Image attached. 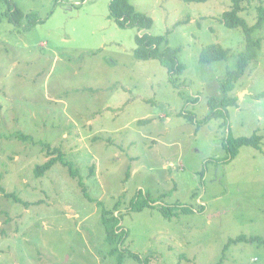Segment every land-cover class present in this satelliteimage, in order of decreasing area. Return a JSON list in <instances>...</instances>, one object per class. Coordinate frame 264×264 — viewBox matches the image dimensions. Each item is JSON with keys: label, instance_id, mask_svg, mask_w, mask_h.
Listing matches in <instances>:
<instances>
[{"label": "rangeland", "instance_id": "374dc122", "mask_svg": "<svg viewBox=\"0 0 264 264\" xmlns=\"http://www.w3.org/2000/svg\"><path fill=\"white\" fill-rule=\"evenodd\" d=\"M12 1L18 22L0 4V186L12 195L0 193V264H118L119 252L122 264H264V98H254L264 27L227 121L206 120L245 48L242 29L220 20L230 0H130L153 20L147 34L164 38L161 51L178 50L173 83L157 60L134 57L139 31L116 23L111 0ZM262 3L248 0L239 16L254 25ZM212 44L228 58L201 64ZM254 134L259 148L227 158L228 137ZM41 143L68 167L37 176L48 161ZM147 196L156 204L131 211ZM174 206L187 211L160 212ZM104 212L124 243L106 241Z\"/></svg>", "mask_w": 264, "mask_h": 264}, {"label": "trees", "instance_id": "16d2710c", "mask_svg": "<svg viewBox=\"0 0 264 264\" xmlns=\"http://www.w3.org/2000/svg\"><path fill=\"white\" fill-rule=\"evenodd\" d=\"M184 2H194V3H205L210 0H181ZM232 7L229 11H226L221 16V22L228 29L241 28L244 34L245 48L243 52L238 55L235 69L229 72L226 78L220 83V92L221 96L216 99L212 98L209 101V114L207 115L206 120L214 115L220 114L227 121V107L230 105H235L237 103V97L232 96V93H235L238 84L243 79L244 75L247 74L249 67L252 63L257 61L259 56V51L261 47V40L257 37H254V34L257 31H261L264 27V0H261L260 6L257 9L258 17L254 25H249L247 22L239 16V13L243 11V4L248 0H230ZM1 3H6L7 9L5 15L8 17L9 21L18 22L23 17V14L18 9V7L13 3L12 0H0ZM110 14L115 19L116 23L122 27H135L137 28L138 35L135 37L136 50L134 52V57L139 61L147 60H157L162 67L167 70V73L170 76V82L173 83L176 76H179L184 70V66L177 61V52L178 50L172 48H165L161 51V47L164 45V38L152 36L147 34L153 26V20L137 11L130 4V0H111L110 5ZM32 24V23H31ZM142 32V33H140ZM229 51L222 48L220 45H208L200 53L199 62L201 64H210L215 62H220L228 58ZM231 95V97L229 96ZM255 99L259 100L264 98V92L259 93L254 96ZM18 138L24 140L25 142H31L37 144L33 141L31 136L21 135ZM261 142V137L254 134L251 137L243 138H230L228 137L223 142V147L226 150L228 159H234L240 148L242 147H254L259 148ZM42 148L46 149V156L48 161L42 165L37 166L35 173L37 176H40L42 173L51 169L57 162H61L64 166L68 167V164L64 163L61 156L63 153L58 148H51L47 144H40ZM72 170L69 169V174L71 177H76L77 170L70 165ZM93 167L91 168V171ZM78 184L81 186L82 182L79 180ZM84 190V189H83ZM0 193L5 194L7 197L12 196L11 194H6L4 189L0 186ZM156 204V201H150L149 197H146V200L142 202L135 198L132 201L131 211H141L148 206H153ZM178 209L180 212H186L185 207L168 208L161 207L160 212L167 218L176 216L172 215L170 209ZM204 210L203 206H200L199 212ZM172 215V216H171ZM117 217H114L116 219ZM103 226L105 229L106 241L110 244H115L116 241L124 243L125 233L121 231L120 226L116 220L108 219L107 214L104 212L102 216ZM115 221V222H114ZM117 239V240H116ZM244 237H240L239 240H244ZM251 241L254 239L251 238ZM117 252L116 249H113ZM124 257L123 252H119L118 255V264H122ZM135 260L139 259L137 255H131ZM181 264V263H179Z\"/></svg>", "mask_w": 264, "mask_h": 264}]
</instances>
